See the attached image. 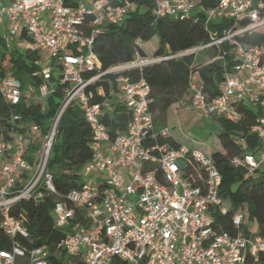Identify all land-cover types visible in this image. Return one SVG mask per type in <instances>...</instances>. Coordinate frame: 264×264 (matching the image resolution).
<instances>
[{
    "label": "built area",
    "instance_id": "1",
    "mask_svg": "<svg viewBox=\"0 0 264 264\" xmlns=\"http://www.w3.org/2000/svg\"><path fill=\"white\" fill-rule=\"evenodd\" d=\"M152 0L153 16L191 18L201 21L209 41L157 59L178 57L229 45L233 56L225 70L220 93L207 101L197 73L189 78V101L206 117L238 119V103L261 110L249 129L261 148L231 158L244 168L245 177L264 166V43L240 40L249 30L264 25L262 0ZM135 4L122 0H0V33L6 48L36 53L40 82H22L9 69H0V98L8 106L41 103L60 92V104L43 132L42 125L20 124L21 115L11 114L0 123V229L10 247H0V264H244L264 252V236L248 224V234L232 235L214 227L213 206L225 212L219 196L221 174L212 158L198 148L159 143L155 129L150 86L140 77L120 74L116 88L107 91L96 82L105 74L140 68L146 59L135 54L132 61L101 70L93 50L96 37L108 25L120 24ZM199 13L202 14L199 15ZM224 20L221 32L209 28ZM209 28V29H208ZM222 50L213 59H223ZM44 101V102H42ZM120 104L129 111L126 128L114 137L104 119ZM74 107L91 129V158L82 166L79 188L57 191L48 170L59 122ZM37 136L38 140H33ZM247 147L243 137L236 139ZM28 144L37 149L29 153ZM32 156L29 160L27 155ZM54 196L52 215L60 230L71 227L52 250L27 248L19 239L29 237L21 218L10 213L20 200L38 202ZM235 228L246 221L236 212Z\"/></svg>",
    "mask_w": 264,
    "mask_h": 264
},
{
    "label": "trees",
    "instance_id": "2",
    "mask_svg": "<svg viewBox=\"0 0 264 264\" xmlns=\"http://www.w3.org/2000/svg\"><path fill=\"white\" fill-rule=\"evenodd\" d=\"M135 4V9L130 10L120 24L108 25L107 29L99 34L94 42L93 50L98 58L101 70H106L114 65L132 61L135 54L143 58H152L140 68L131 67L118 72L107 73L102 76L96 86H103L107 91L110 87L116 88L115 79L120 75H126L132 80L143 77L150 86V109L155 123L167 129L165 135H158L159 143H168L178 146L183 142L176 139L170 132L168 124L171 114H176V108L184 100L188 93L189 78L192 73H197L202 81V91L207 101L220 93L219 84L223 81L225 70H230L233 56L228 51L229 45L223 43L219 48L209 50V59L203 62L196 60V54L187 53L178 57L157 59L164 55L175 54L200 43L209 41L208 30L201 21L191 18L161 17L155 19L152 13V0H122ZM264 1V0H262ZM203 7L214 5L212 0L201 2ZM199 15L202 16L201 13ZM226 22L221 20L210 25L209 28L221 32ZM208 28V29H209ZM153 37H157V45L153 48L152 56L148 57L142 47ZM240 40L250 44L264 43V25L256 27L241 36ZM225 50L223 59H213L219 52ZM202 52V51H201ZM36 53L8 50L0 33V69H9L14 76L22 82L30 81L35 84L40 82L37 77H31L37 71L34 64ZM61 100L59 91L49 95L45 102V108L41 110V103L20 104L8 106L0 98V123L7 124L6 119L15 113L21 115L20 124L31 122L42 125L43 132L47 129L46 123L54 116ZM240 114L238 119L233 117H216L222 131L217 134L218 146L214 149L196 147L210 156L221 174L219 196L221 206L225 208L220 213L218 207L213 206L210 212L214 218V227L217 231L235 234H248V223L240 228L232 225V217L238 207L245 203L248 209V220L255 222V232L264 236V166L256 172L245 177L244 168L234 167L231 158L244 151L256 152L262 143L249 129L256 123L261 110H254L244 103L237 104ZM129 111L122 105L114 106L110 116L104 119L110 128V135L114 137L122 132L129 120ZM91 129L84 117L74 107H68L59 122L55 143L51 149L48 161V170L53 173L54 185L58 192L66 193L81 186L79 167L91 158ZM243 137L247 147H240L236 139ZM36 144H28L29 153L34 152ZM29 160L32 156L27 155ZM233 185L235 188L233 189ZM238 201H240L238 203ZM54 196L46 194L43 200H20L10 207V213L21 218L28 231L29 237L20 238L21 245L31 248L46 246L50 250L62 238L64 232L54 226L52 207ZM1 219V211H0ZM10 238L0 229V247L9 248ZM112 264H127L115 258ZM244 264H264V252H261L257 260L247 256Z\"/></svg>",
    "mask_w": 264,
    "mask_h": 264
},
{
    "label": "rangeland",
    "instance_id": "3",
    "mask_svg": "<svg viewBox=\"0 0 264 264\" xmlns=\"http://www.w3.org/2000/svg\"><path fill=\"white\" fill-rule=\"evenodd\" d=\"M157 45V37H153L146 43L142 44L148 57L152 56L153 48ZM209 50H205L196 54V60L199 62L206 61L212 55H209ZM151 60L152 58H146ZM148 63V62H146ZM144 65V64H143ZM44 102V101H42ZM175 115L171 114V121L168 124L169 132L178 140L189 145L190 147H205L214 149L218 146L217 134L222 131V128L216 117H203L202 114L190 107L189 101H186ZM157 129L160 127L157 124ZM33 140H37L36 137ZM80 175H82V167L78 168ZM80 181L83 183L85 179L81 176ZM235 185H233V189ZM240 201H238L239 203ZM240 204V203H239ZM244 216V220L251 226L255 227V222L248 220V209L245 203L241 204L237 211ZM63 232H72L71 227H64Z\"/></svg>",
    "mask_w": 264,
    "mask_h": 264
},
{
    "label": "crops",
    "instance_id": "4",
    "mask_svg": "<svg viewBox=\"0 0 264 264\" xmlns=\"http://www.w3.org/2000/svg\"><path fill=\"white\" fill-rule=\"evenodd\" d=\"M186 101H189V94L187 93V95H185V97H184V100L181 102V104L176 108V113H178V110L179 109H181L182 107H185V106H183L184 104H185V102ZM189 103H190V101H189ZM191 107V106H190ZM192 108V107H191ZM203 116V115H202ZM203 117H206V116H203ZM157 123H155V129L156 130H161L163 127L162 126H160L158 129H157ZM34 137H36L37 138V140H38V137L37 136H34ZM33 137V138H34ZM36 141V140H35ZM182 144H185V143H182ZM187 145V144H186ZM189 146V145H188ZM196 148V147H195Z\"/></svg>",
    "mask_w": 264,
    "mask_h": 264
}]
</instances>
